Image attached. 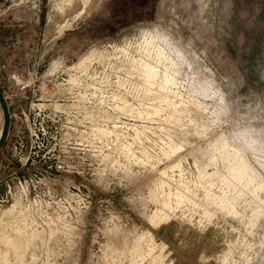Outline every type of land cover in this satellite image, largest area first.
<instances>
[{
    "label": "rangeland",
    "instance_id": "374dc122",
    "mask_svg": "<svg viewBox=\"0 0 264 264\" xmlns=\"http://www.w3.org/2000/svg\"><path fill=\"white\" fill-rule=\"evenodd\" d=\"M236 5L0 0V264H264V3ZM85 179L131 211L86 224Z\"/></svg>",
    "mask_w": 264,
    "mask_h": 264
},
{
    "label": "snow or ice",
    "instance_id": "6c2138e0",
    "mask_svg": "<svg viewBox=\"0 0 264 264\" xmlns=\"http://www.w3.org/2000/svg\"><path fill=\"white\" fill-rule=\"evenodd\" d=\"M252 2L253 0H237V18L240 20L241 26L245 32H247L253 25V19L250 15ZM262 3H264V0H262ZM93 8L97 10L98 16L101 20L108 21L111 18L110 0H93ZM95 43L99 44L100 41L96 40ZM131 182L132 179L129 178L127 183L131 184ZM84 183H89L91 189L90 192L89 188L84 189L86 193H89L85 199L91 201L90 204L83 205V212L85 213L84 221L86 224L95 218L98 202H111L107 204L108 207H120L123 203L124 210L131 211V206L124 201V197L129 190L128 187H116L115 185L108 187L104 184L90 183L87 179L84 180Z\"/></svg>",
    "mask_w": 264,
    "mask_h": 264
},
{
    "label": "water",
    "instance_id": "95a60500",
    "mask_svg": "<svg viewBox=\"0 0 264 264\" xmlns=\"http://www.w3.org/2000/svg\"><path fill=\"white\" fill-rule=\"evenodd\" d=\"M0 109L3 116V124L0 133V148H1V146L4 144V142L8 137L10 124H11V113H10L9 105L1 87H0Z\"/></svg>",
    "mask_w": 264,
    "mask_h": 264
},
{
    "label": "bare ground",
    "instance_id": "6f19581e",
    "mask_svg": "<svg viewBox=\"0 0 264 264\" xmlns=\"http://www.w3.org/2000/svg\"><path fill=\"white\" fill-rule=\"evenodd\" d=\"M85 2H87V0H85ZM87 6V5H86ZM83 13V12H82ZM80 16V15H79ZM67 24V22L64 24V25H62V26H60L61 28L63 27V26H65ZM149 41V40H148ZM150 43H151V41H149ZM148 43V42H147ZM152 44V43H151ZM147 46H149L148 44H147ZM176 52H179L178 50H176ZM81 62H83V61H81ZM77 67H78V65H76ZM79 68V67H78ZM80 69V68H79ZM0 133H1V129H0Z\"/></svg>",
    "mask_w": 264,
    "mask_h": 264
}]
</instances>
